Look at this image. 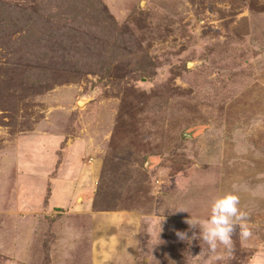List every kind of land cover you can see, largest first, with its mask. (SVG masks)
Listing matches in <instances>:
<instances>
[{"label": "rangeland", "instance_id": "1", "mask_svg": "<svg viewBox=\"0 0 264 264\" xmlns=\"http://www.w3.org/2000/svg\"><path fill=\"white\" fill-rule=\"evenodd\" d=\"M234 183L264 185V0H0V264H208L176 231ZM237 195L216 264H264Z\"/></svg>", "mask_w": 264, "mask_h": 264}, {"label": "clouds", "instance_id": "2", "mask_svg": "<svg viewBox=\"0 0 264 264\" xmlns=\"http://www.w3.org/2000/svg\"><path fill=\"white\" fill-rule=\"evenodd\" d=\"M243 191L256 195L264 192V185H257L255 189H252L245 183L232 184L231 191L217 195L211 200L206 218L193 219L190 215L184 221L189 229L196 227L198 232H192L189 236L187 232L176 231V236L182 241L186 240L191 244L193 240H198L207 245L210 254L208 264H216L231 256L234 248V234L238 235L242 244L252 235L248 223L249 212L241 206L240 197L237 195ZM176 211L188 212L184 208Z\"/></svg>", "mask_w": 264, "mask_h": 264}]
</instances>
